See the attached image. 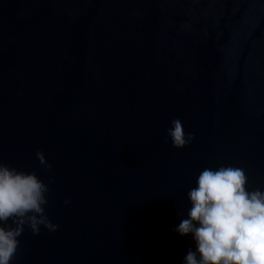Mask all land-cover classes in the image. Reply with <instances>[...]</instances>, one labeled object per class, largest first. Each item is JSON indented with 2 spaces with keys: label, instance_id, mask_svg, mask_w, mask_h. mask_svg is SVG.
I'll return each instance as SVG.
<instances>
[{
  "label": "water",
  "instance_id": "1",
  "mask_svg": "<svg viewBox=\"0 0 264 264\" xmlns=\"http://www.w3.org/2000/svg\"><path fill=\"white\" fill-rule=\"evenodd\" d=\"M0 162L54 181L15 264H182L203 168L264 190V0H0Z\"/></svg>",
  "mask_w": 264,
  "mask_h": 264
},
{
  "label": "clouds",
  "instance_id": "2",
  "mask_svg": "<svg viewBox=\"0 0 264 264\" xmlns=\"http://www.w3.org/2000/svg\"><path fill=\"white\" fill-rule=\"evenodd\" d=\"M193 139L179 119L165 129L164 142L174 148L186 147ZM36 158L41 168H51L42 153ZM53 182L0 162V264H15L26 230L32 235H38L41 226L57 230L46 214L48 185ZM186 196L190 207L173 229L190 235L194 244L182 264H264V190L248 186L244 169L205 167Z\"/></svg>",
  "mask_w": 264,
  "mask_h": 264
}]
</instances>
